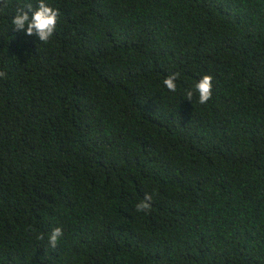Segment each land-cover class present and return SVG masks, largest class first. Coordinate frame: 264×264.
Instances as JSON below:
<instances>
[{"label":"trees","instance_id":"16d2710c","mask_svg":"<svg viewBox=\"0 0 264 264\" xmlns=\"http://www.w3.org/2000/svg\"><path fill=\"white\" fill-rule=\"evenodd\" d=\"M25 2L0 12V264H264V0H46L47 43Z\"/></svg>","mask_w":264,"mask_h":264},{"label":"clouds","instance_id":"9594fccd","mask_svg":"<svg viewBox=\"0 0 264 264\" xmlns=\"http://www.w3.org/2000/svg\"><path fill=\"white\" fill-rule=\"evenodd\" d=\"M8 6V0H0V12H3ZM59 15V9L49 5L46 0H37L35 6L30 0H26L25 3L16 7L11 23L14 26V31H22L28 36L35 35L39 41L47 43L55 32ZM0 77L6 78V73L0 71ZM179 77V72H171L164 78L163 84L169 91L175 92L177 88L176 81ZM212 81L211 74H204L194 85L195 92L198 93V102L202 105L207 104L212 97ZM193 96L194 92L191 89L186 90L185 98L192 102ZM152 199L153 195L146 192L143 199L136 203V211L145 212L150 210ZM62 236L63 229L61 227L53 228L48 235V245L53 249L56 248ZM38 239L42 240L44 237L40 236Z\"/></svg>","mask_w":264,"mask_h":264}]
</instances>
